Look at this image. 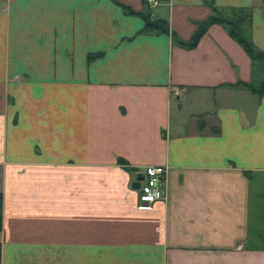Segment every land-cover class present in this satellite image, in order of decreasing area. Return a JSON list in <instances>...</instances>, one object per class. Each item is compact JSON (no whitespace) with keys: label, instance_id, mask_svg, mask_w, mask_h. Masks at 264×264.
<instances>
[{"label":"crops","instance_id":"0c3cea01","mask_svg":"<svg viewBox=\"0 0 264 264\" xmlns=\"http://www.w3.org/2000/svg\"><path fill=\"white\" fill-rule=\"evenodd\" d=\"M124 6L184 40L251 9L264 50V0H0V264H264L250 56L220 24L192 49L141 33ZM155 165L167 197L145 204Z\"/></svg>","mask_w":264,"mask_h":264},{"label":"trees","instance_id":"16d2710c","mask_svg":"<svg viewBox=\"0 0 264 264\" xmlns=\"http://www.w3.org/2000/svg\"><path fill=\"white\" fill-rule=\"evenodd\" d=\"M124 10L128 14L140 16L144 20L145 24L141 33L168 34L172 37L175 44L186 49L196 47L211 25H222L228 34L244 48L252 60V81L250 83L240 82L239 85H242L252 93L259 96L264 94V50L260 49L252 39L250 31L252 19L251 9L234 7L219 8L214 6L212 14L206 19L198 22L197 29L190 40L182 39L175 31H173L170 26V22L167 19L154 17L150 8L142 11H135L124 6ZM101 55V53L90 54L89 59H94ZM121 161L124 163L125 160ZM2 211L3 193L0 191V231L2 230Z\"/></svg>","mask_w":264,"mask_h":264},{"label":"built area","instance_id":"2783aa9c","mask_svg":"<svg viewBox=\"0 0 264 264\" xmlns=\"http://www.w3.org/2000/svg\"><path fill=\"white\" fill-rule=\"evenodd\" d=\"M153 6L159 3V0H146ZM167 167L163 165L148 166L140 172L144 179L140 188V200L145 204H153L156 201L166 199V192L163 184L167 175Z\"/></svg>","mask_w":264,"mask_h":264},{"label":"water","instance_id":"95a60500","mask_svg":"<svg viewBox=\"0 0 264 264\" xmlns=\"http://www.w3.org/2000/svg\"><path fill=\"white\" fill-rule=\"evenodd\" d=\"M143 179H144V176L140 174V176H138V178L133 182L132 187L134 189H140Z\"/></svg>","mask_w":264,"mask_h":264},{"label":"rangeland","instance_id":"374dc122","mask_svg":"<svg viewBox=\"0 0 264 264\" xmlns=\"http://www.w3.org/2000/svg\"><path fill=\"white\" fill-rule=\"evenodd\" d=\"M260 76V75H259Z\"/></svg>","mask_w":264,"mask_h":264}]
</instances>
